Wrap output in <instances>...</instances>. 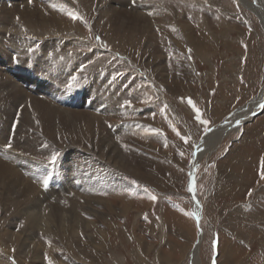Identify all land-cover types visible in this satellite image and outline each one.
I'll use <instances>...</instances> for the list:
<instances>
[{"label":"rangeland","instance_id":"obj_1","mask_svg":"<svg viewBox=\"0 0 264 264\" xmlns=\"http://www.w3.org/2000/svg\"><path fill=\"white\" fill-rule=\"evenodd\" d=\"M0 81V264H264V0H0Z\"/></svg>","mask_w":264,"mask_h":264},{"label":"bare ground","instance_id":"obj_2","mask_svg":"<svg viewBox=\"0 0 264 264\" xmlns=\"http://www.w3.org/2000/svg\"><path fill=\"white\" fill-rule=\"evenodd\" d=\"M41 1V0H40ZM43 1V0H42ZM34 3V2H33ZM46 4H47V2H45ZM52 3V2H51ZM54 3V2H53ZM26 5V4H25ZM36 6H37V4H35ZM24 6V5H23ZM28 6V5H27ZM36 6L33 8H31L30 7V4H29V7H19V8H16V7H13L12 8V6L10 7V8H12V10H10V8H9V10H6V8L3 6V9H4V15L2 14V16H4L5 17V15H6V13H7V16H9V15H13V18H17L18 19V21L19 20H21V21H24V23H23V25L25 24V26L26 25H28V26H30L31 28H35V30L36 31H38L39 29H44V28H48L47 26V23L48 22H50L51 24H52V27L54 26V21L51 19V17L49 16V9H46L45 7V9L46 10H42V11H40V10H36ZM52 6V5H51ZM7 7V6H6ZM41 8V7H40ZM8 9V8H7ZM47 10H49V11H47ZM113 12V11H112ZM114 12H116V11H114ZM3 13V12H2ZM115 14V13H114ZM113 16V15H112ZM116 16V15H115ZM3 18V17H2ZM5 19V18H4ZM3 19V20H4ZM57 21V20H56ZM14 22V21H13ZM21 22L19 21V24H20ZM49 24V23H48ZM60 25V24H59ZM147 25V24H146ZM171 25V24H170ZM174 25V24H173ZM122 28V27H121ZM12 30V29H11ZM30 32V31H29ZM47 55V54H46ZM37 56H39V55H37ZM37 56H36V58H37ZM32 57V56H31ZM40 57V56H39ZM41 58V57H40ZM45 59V58H44ZM43 59V60H44ZM38 60H39V58H38ZM37 61V60H36ZM39 61H41V60H39ZM44 62V61H43ZM40 63V62H39ZM41 63H42V61H41ZM47 63V62H46ZM36 64H38V63H36ZM37 66V65H36ZM42 66V65H41ZM43 67V66H42ZM35 68H37V67H35ZM63 68H65V67H63ZM38 72V71H37ZM27 75V74H26ZM31 76V75H30ZM30 78V77H29ZM28 80V79H27ZM1 82V81H0ZM16 82V81H15ZM97 82V81H96ZM22 83H23V81H22ZM13 91H15V88L13 89ZM17 94V93H16ZM20 96V95H19ZM2 98V97H1ZM113 98V97H112ZM113 100V99H112ZM15 102V101H14ZM111 102V101H110ZM16 103V102H15ZM18 103V102H17ZM16 103V104H17ZM112 103V102H111ZM111 103H109V104H111ZM47 104H49L48 102H47ZM108 104V103H107ZM37 106H38V108H40L41 110H44L45 108H48V109H50L51 110V112H53L54 113V108H51L50 106H48L47 105V107H45L46 105L44 104V103H42V102H38L37 103ZM263 106H264V91L252 102V104L251 105H249V106H247L245 109H243V115H242V117L245 115L246 117H250L251 115H255V113L261 108H263ZM36 109V108H35ZM58 109V108H57ZM109 109V108H108ZM112 109V108H111ZM38 110V109H37ZM47 110V109H46ZM49 110V111H50ZM49 111H46V113L47 112H49ZM75 112V111H74ZM111 112V111H110ZM38 113V112H37ZM41 113V112H40ZM53 113H52V115H53ZM59 113H60V111H59ZM69 113V112H68ZM239 113V112H238ZM261 113V112H260ZM58 113H56V115H57ZM63 114V113H62ZM90 114V113H89ZM51 115V116H52ZM66 115H69V114H66ZM85 115V117H88V119L86 120V122H85V124L87 125V126H89L90 124H93V123H98V121H100V118H98V117H94V118H92L90 115H86V114H84ZM235 115V114H234ZM244 116V117H245ZM252 116V117H253ZM49 117V116H48ZM84 117V116H83ZM236 117H237V114H236ZM42 118V117H41ZM67 118V117H66ZM51 119V118H50ZM60 119V118H59ZM47 120V119H46ZM76 120V119H75ZM78 120V119H77ZM26 121V120H25ZM37 121H39V120H37ZM54 121V120H53ZM82 121V120H81ZM84 121V120H83ZM235 121V120H234ZM43 122V121H42ZM61 122V121H60ZM59 122V123H60ZM40 123H41V121H40ZM73 123V122H72ZM64 124V123H63ZM48 125V126H47ZM47 125H46V128H45V131L47 130V132L48 133H51L52 132V129H53V127H51V121L48 119L47 120ZM52 125H53V123H52ZM62 126V125H61ZM64 126V125H63ZM62 126V127H63ZM70 126L71 125H68V126H66V127H68V128H70ZM56 127V126H55ZM58 127V126H57ZM56 127V128H57ZM61 128V127H60ZM78 128V127H77ZM95 128V127H94ZM62 129V128H61ZM83 129V128H82ZM41 130V129H40ZM60 130V129H59ZM72 130V129H71ZM71 130H70V132H71ZM51 131V132H50ZM56 131H58V130H56ZM219 131V130H218ZM218 131H215V132H218ZM221 131V130H220ZM4 132H3V130H1L0 131V136H2V134H3ZM57 134V133H56ZM214 134H216V133H214ZM0 139H1V137H0ZM105 143H106V141H104ZM110 145V144H109ZM107 146V145H106ZM110 148V147H109ZM20 149H22L21 148V146H20ZM24 149V148H23ZM30 149V148H29ZM15 150V149H14ZM113 151V150H112ZM116 152V151H115ZM118 155V154H117ZM20 156V155H19ZM75 157V156H74ZM71 158V157H70ZM116 158H117V156H116ZM73 159V158H72ZM86 159V158H85ZM84 159V160H85ZM87 161H89L88 159H86ZM92 160V159H91ZM72 161H74L73 163H75V165H77V163H76V161H77V159H76V161L73 159ZM79 161V160H78ZM22 162V161H21ZM84 162H86V161H84ZM90 162V161H89ZM95 162V161H94ZM96 163V162H95ZM14 163H12L11 161L9 162H6V161H4V160H2L1 159V161H0V183H1V185H2V187L4 186L5 187V189L11 194V195H17V192H13V189L15 188V187H20V186H24V189H23V194H21V195H24V197H26V201H25V203L26 204H28V203H31L30 201H29V199L32 197L31 195H35V194H37L36 193V190H37V184L35 185L34 183H30V182H28L27 180H26V178L24 177V175H21V173H19L18 172V170L17 169H15V166L13 165ZM91 164V163H90ZM35 164H33V166H34ZM41 165V164H40ZM78 165H80V164H78ZM74 166V165H73ZM86 167V166H85ZM91 167V166H90ZM97 167V166H96ZM99 167V166H98ZM82 168H83V166H82ZM81 168V169H82ZM19 169V168H18ZM22 169V168H21ZM20 169V170H21ZM26 169H28V168H26ZM66 169V168H65ZM76 169V168H75ZM85 169V168H84ZM38 170H39V168H38ZM41 171H45L44 169H40ZM98 170V169H97ZM96 170V171H97ZM80 171V170H79ZM84 171H86V170H84ZM26 173L28 172L29 173V171H25ZM23 173V172H22ZM27 173V174H28ZM74 173V172H73ZM84 173V172H83ZM79 175V174H78ZM26 176V175H25ZM29 176V175H28ZM39 176V175H38ZM87 176V175H86ZM81 178H83V177H81ZM87 178H88V176H87ZM85 179V178H84ZM105 179H106V177L105 178H102V177H100V175L99 176H95L94 175V177L93 178H90L89 179V182L90 183H92V184H94V186H95V188H97V187H99L100 186V184H104V185H107L108 183H110L111 181H113V179L114 178H112V179H110V180H108L107 182H105ZM88 180V179H87ZM98 180V181H97ZM65 181V180H64ZM79 181V180H78ZM81 182V181H80ZM100 182V183H99ZM91 184V185H92ZM102 184V185H103ZM110 186V185H109ZM115 186H118V185H115ZM110 187H114V185H111ZM85 190V189H84ZM15 191V190H14ZM90 191V190H89ZM9 193H8V195H9ZM23 198V197H22ZM29 198V199H28ZM34 198H35V196H34ZM87 198V197H86ZM32 199H33V197H32ZM113 200V199H112ZM213 200V199H212ZM19 201V200H18ZM24 203V204H25ZM32 204V203H31ZM28 206V205H27ZM30 206V205H29ZM74 207V206H73ZM30 210V209H29ZM30 212H31V210H30ZM35 212V211H34ZM28 214V213H27ZM26 214V215H27ZM29 215H30V213H29ZM36 215V214H35ZM34 215V216H35ZM28 217H31V216H28ZM37 217V216H36ZM49 219V218H48ZM37 221V220H36ZM53 223V222H52ZM34 224H37L36 222H34ZM3 238V237H2ZM200 240H201V238L199 239V241L197 242V244H196V246H195V248H194V251L192 252V260H191V262H190V264H198V257H197V254H198V248H199V244H200Z\"/></svg>","mask_w":264,"mask_h":264},{"label":"snow or ice","instance_id":"obj_3","mask_svg":"<svg viewBox=\"0 0 264 264\" xmlns=\"http://www.w3.org/2000/svg\"><path fill=\"white\" fill-rule=\"evenodd\" d=\"M32 2V0H29V3H31ZM70 15V18L71 19H73V20H77L78 19V16L76 15V14H72V13H70L69 14ZM73 79H75V78H73ZM188 104L189 105H192L193 106V108L195 107L193 104H192V100L189 98L188 99ZM195 112H196V115H195V119L197 120V121H199L201 124H208L209 122L208 121H206V120H201V116H200V113H199V110L198 109H196L195 110ZM55 155H53L52 157H51V159L54 161L55 160ZM43 183L46 185L47 184V180L45 179L44 181H43ZM192 189H191V187L189 188V191H191ZM151 199H153V200H155L156 198H155V196H152L151 197Z\"/></svg>","mask_w":264,"mask_h":264}]
</instances>
